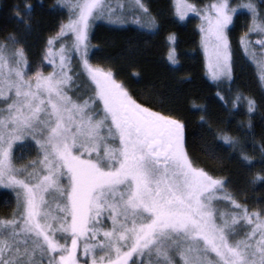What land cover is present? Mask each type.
Segmentation results:
<instances>
[{
  "label": "snow or ice",
  "instance_id": "snow-or-ice-1",
  "mask_svg": "<svg viewBox=\"0 0 264 264\" xmlns=\"http://www.w3.org/2000/svg\"><path fill=\"white\" fill-rule=\"evenodd\" d=\"M134 4L149 15L143 0ZM123 7L117 13L107 0H56L53 8L66 15L44 40L46 74L40 66L27 69L15 33L0 42V189L15 198L11 214L0 217V264H264V210H250L225 177L190 158L180 119L137 102L112 70L90 61L93 22L122 24ZM238 8L250 16L239 47L264 88V14L253 0H211L202 8L173 0L177 19L199 17L204 69L213 82L233 78L229 32ZM32 9L27 0L9 9L25 34ZM166 40V58L176 65L175 36ZM216 95L233 115L244 105L254 111L255 101L240 92ZM200 123L251 162L227 129L213 131L203 114ZM33 145L35 155L18 165Z\"/></svg>",
  "mask_w": 264,
  "mask_h": 264
},
{
  "label": "trees",
  "instance_id": "trees-1",
  "mask_svg": "<svg viewBox=\"0 0 264 264\" xmlns=\"http://www.w3.org/2000/svg\"><path fill=\"white\" fill-rule=\"evenodd\" d=\"M231 2L237 0H230ZM24 0H0V42L15 33L25 49L29 61L28 70L41 63L44 40L66 15L54 9L56 0H27L33 5L32 31L25 34L9 11L13 3ZM197 5L211 0H191ZM264 13V0H253ZM149 14L157 27L148 31L136 26L111 27L99 24L92 30L90 42L94 46L92 63L113 71L114 77L126 87L137 102L153 110L170 114L185 125L186 150L199 166L214 175L227 179L228 186L250 209L264 210V181L253 177L264 175V159L261 156V140L264 139V88L261 87L255 70L244 57L239 47V36L246 31L248 18L238 16L229 32L233 78L226 82H211L204 69V57L199 46V35L194 20L182 22L176 19L172 0H145ZM169 34L175 36V53L178 63L167 60ZM137 75H133V73ZM226 97L236 92L255 101L253 113L246 112V105L235 114L231 105L225 108L216 93ZM203 109V111H201ZM205 115L213 131L225 128L236 136L243 151L251 156V162L240 159L239 152L223 145L208 132V124L201 125ZM251 124V129L248 124ZM243 125V126H241ZM213 151L222 165L209 159L204 149ZM12 198L0 191V215H8Z\"/></svg>",
  "mask_w": 264,
  "mask_h": 264
},
{
  "label": "rangeland",
  "instance_id": "rangeland-1",
  "mask_svg": "<svg viewBox=\"0 0 264 264\" xmlns=\"http://www.w3.org/2000/svg\"><path fill=\"white\" fill-rule=\"evenodd\" d=\"M107 2L116 9L117 13H120V5L123 4V15H124V20L125 22L122 23V24H119V25H112V24H109L107 23L105 20H97V21H94L91 28H90V31H89V39L91 37V34H92V30L98 26L99 24H103V25H107V26H111V27H124V26H136V27H139L141 29H144V30H148V31H154L157 27V24L154 23V25H151L149 26L148 24V21L149 20H152V16L149 14L147 17L143 15V13H140L139 12V9H137L135 7V4H134V0H107ZM143 2L145 3V0H143ZM188 3H191L193 5L196 6V8H202L203 5H197L193 2H191V0H187ZM247 0H237V1H234V2H231L229 0V3L231 6H237V5H240L242 3H246ZM172 4H173V0H172ZM146 7H147V4L145 3ZM258 8V7H257ZM259 10V9H258ZM260 12V11H259ZM261 14H264L263 12H260ZM137 16H139V23L136 22L137 20ZM238 16H242V18L244 17H247L248 18V22H249V19H250V16H249V13L247 11V9L245 8H238L237 9V12L234 13V19ZM177 19V18H176ZM189 19H193L194 20V24H195V27H196V30L198 32V35H199V31H198V28H197V25L199 23V17L195 14V13H192V12H189L188 15L185 17V19L182 21V22H186L188 21ZM179 20V19H177ZM155 21V20H154ZM181 21V20H179ZM231 26V25H230ZM248 26V25H247ZM200 39V37H199ZM251 39L253 41H255L256 39V34H253L251 36ZM174 48H175V43H174ZM200 46V44H199ZM169 47V45H168ZM201 49V48H200ZM94 50V46L92 45L91 43V47L89 49V58H90V61L92 62V52ZM202 51V50H201ZM203 53V52H202ZM176 54V53H175ZM251 63V62H250ZM252 65V64H251ZM41 67V70L45 72V74L47 73V71H49L51 69V66L50 65H47V64H42V58H41V63L39 65ZM253 66V65H252ZM254 70H255V73L257 75V71L255 69V67L253 66ZM28 69V67H27ZM78 69V62L77 61H73V72L75 73ZM31 72V71H30ZM207 76V75H206ZM208 78V77H207ZM258 78V76H257ZM259 80V78H258ZM228 81L227 79H224L222 82H226ZM213 82V81H211ZM214 83H217V82H214ZM29 143H31V141H28ZM17 154H21L19 152V148H17ZM35 155V151H34V145H33V151L30 153V154H27V155H24L23 156V159L21 160H17L16 163L18 165H21V164H24L26 163L28 160H30L33 156ZM229 187V186H228ZM230 189V188H229ZM0 191H3V192H7L11 198H12V208L14 206V203H15V198L14 196L12 195V193L7 190V189H0ZM251 210V209H250ZM12 211V209H11ZM11 211L9 212L8 215H0V217H7L11 214Z\"/></svg>",
  "mask_w": 264,
  "mask_h": 264
}]
</instances>
